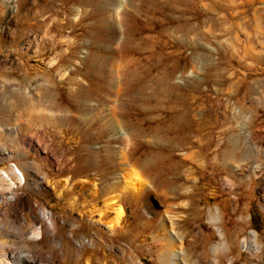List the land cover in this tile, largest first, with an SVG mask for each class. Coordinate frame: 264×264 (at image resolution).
<instances>
[{
	"label": "rangeland",
	"instance_id": "rangeland-1",
	"mask_svg": "<svg viewBox=\"0 0 264 264\" xmlns=\"http://www.w3.org/2000/svg\"><path fill=\"white\" fill-rule=\"evenodd\" d=\"M234 1L218 14L233 29L252 28L243 20L264 0ZM210 3L218 6L0 0V168L14 160L29 179L21 185L15 178L16 189L0 184V263L30 264L23 253L37 264H132L136 257L161 264L155 238L163 231L154 222L171 212L192 262L264 264V109L253 108L264 105V94L250 88L264 66L249 70L250 60L218 57L213 39L186 43L185 33L170 31L180 15L199 24ZM203 42L219 60L217 76L196 56ZM119 106V131L127 135L114 140L119 176L138 194L127 199L119 184L122 216L111 232L97 223V210L113 196L108 164L91 153L113 137L108 129L101 139L97 110ZM134 158L152 164L133 165ZM39 226L43 239L35 241ZM252 233L255 247L246 249ZM82 240L95 246L80 247Z\"/></svg>",
	"mask_w": 264,
	"mask_h": 264
},
{
	"label": "bare ground",
	"instance_id": "bare-ground-1",
	"mask_svg": "<svg viewBox=\"0 0 264 264\" xmlns=\"http://www.w3.org/2000/svg\"><path fill=\"white\" fill-rule=\"evenodd\" d=\"M102 5L99 7V9H100V10H98L99 13L104 12L103 10H104L105 5L104 6H102ZM108 107H110V106H108ZM119 108H120V106L115 107V108H110V109H107L106 107H102V108L100 107L97 110L96 116L100 119V122L102 123L101 127H103V129H104L103 133L100 135L101 139L105 138V134H106L108 129L113 131V134H112L113 137H111L109 140L105 141V143L102 147L93 148L94 150L91 153V157H93V154L96 155L97 157H100V160H99L100 165L101 164H106V165L108 164V166L103 171H105L107 177H109V180H110L109 185H110V188L112 189V195L113 196L110 198V200H107L106 207L104 209H98L97 210V216H98L97 223H99V224L102 223L111 232H117L118 231L119 219L122 216V209L118 206V202H120L119 201V195H120L119 194V187H120L119 184L121 182L123 183V187L126 190V192H124L123 196H125L126 198L128 197L131 199L132 197L136 196L135 193L138 194V192L134 191L133 188H131V182L129 180H127V181L125 180V178H124L125 176L124 177L119 176V171H120V169H122V168H120V153H119L120 150H119V146L114 144V140L119 141L120 138H123V139L127 138V135L125 133L119 131ZM89 111H91V110H89ZM108 116L112 117V119H110V118L108 119ZM74 123L76 125L77 130H80V131L84 130V127H82V121H80V122L76 121ZM124 160H126V159H124ZM132 161L134 162L133 165H141L144 168L149 166V165L151 166V164H152V161H150V160H146V161L144 160L143 162H141L139 160V158H134V160H132ZM124 162L126 163V161H124ZM131 166H129V167H131ZM104 167H102V168H104ZM125 167H126V164H124L123 169H126ZM19 172H20L21 177L16 176V174L14 172L13 173L11 172V174L14 175V177L18 179V181L21 185H24V184H26V182H28L29 179L27 177V174L25 175V173L22 169ZM125 174H127V173H125ZM3 177H4V175H3ZM3 177H2V174L0 173V180L1 181H3V180L5 181V179ZM121 179L124 181H121ZM8 183H10L9 184L10 189L11 188L12 189L17 188V184L12 179H11V181H8ZM108 211H111L112 212L111 214H113V213L115 214V217L111 222H106L107 221L106 219L108 217ZM172 214L173 213H171V212H164L163 214L160 213V215H157V217H156L158 219H156V221L154 220L155 221L154 224L156 222L161 221L159 223H160V226L162 227V231H163L162 233H160L155 238L156 244L158 246V252L157 251L156 252L158 253V258L161 260L160 261L161 264H200V262H198V261L192 262V260H191L192 257L188 253V249H187L190 241H187L186 238L182 234L175 232V230H174V225H175L174 224L175 223L174 217L175 216H173ZM43 218L46 219L48 227L51 229V231H53L54 223L50 219V217L48 215L44 214ZM210 220H212L213 223H216V224L218 223V217L214 218V216H211ZM219 233H220V235H222L220 230H219ZM42 234L43 233H42L41 227L39 226L34 231V235L32 236V239L35 241L42 240L43 239ZM252 237H253V240L250 241L248 244L247 243L245 244L246 249H251L252 247H255V235L253 233H252ZM79 245H80V247H84L85 245L95 246L92 242L86 241V240H82L81 242H79ZM142 247L143 246H139L138 249H141ZM224 249H225L224 244L218 245L217 247L214 248L215 255L218 254V252L220 250H224ZM126 250L127 251H125V252L130 253V257H132L133 256V254L131 256V253H133L132 246L128 245L126 247ZM20 257L22 259L27 260V262L30 264H37L34 262L36 260L31 255L21 253ZM0 264H3V263H0ZM7 264H10V263L7 262ZM16 264H19V263L16 262ZM132 264H142V263L136 257V259H134V262Z\"/></svg>",
	"mask_w": 264,
	"mask_h": 264
},
{
	"label": "crops",
	"instance_id": "crops-1",
	"mask_svg": "<svg viewBox=\"0 0 264 264\" xmlns=\"http://www.w3.org/2000/svg\"><path fill=\"white\" fill-rule=\"evenodd\" d=\"M215 3L218 2V6H213L210 3V6H207V9H204L205 16L199 21L197 25H191L189 22L190 17H182V24L177 26L170 27V31L179 36L180 32L185 33L181 35L182 40L188 43V40L195 38V40L208 41L213 39L215 42L216 54L218 57H227L231 59L236 65H239L241 61L250 60L251 64L249 67L246 66L249 70L254 66V64H259L264 66V2H262L261 7H254L253 11H250L251 16H247L243 22L248 24L252 23V28L249 29H233L228 23L225 16L218 14L219 5L226 4L227 7L233 8L236 6L234 0H213ZM254 1V0H250ZM251 10V9H250ZM178 33V34H177ZM174 36V35H173ZM208 43L203 42L200 49L202 52L198 53L196 56H199L202 60H207L212 67L213 73L215 76L219 74L220 66L219 60L213 61L208 52ZM211 54V53H210ZM211 58V59H210ZM263 72V71H262ZM262 74V73H261ZM260 74V75H261ZM245 76V75H244ZM250 79V88L254 93H263L264 94V73L258 78ZM219 105V104H218ZM255 107V108H254ZM254 109L263 108L264 105H253Z\"/></svg>",
	"mask_w": 264,
	"mask_h": 264
},
{
	"label": "built area",
	"instance_id": "built-area-1",
	"mask_svg": "<svg viewBox=\"0 0 264 264\" xmlns=\"http://www.w3.org/2000/svg\"><path fill=\"white\" fill-rule=\"evenodd\" d=\"M244 27L245 26H243V28ZM227 104L228 105H234V103L230 99L228 100ZM233 108H235V107H233ZM235 112H236V110H235ZM20 170H21V168L19 167V165L14 160H12L8 164H3V167L0 168V173L4 175L5 181L3 182V181L0 180V184L1 183L5 184V182H7V181H11V179L12 180L15 179L14 175H12L11 172L12 173L14 172L16 174V176L21 177L20 172H19ZM12 194H16V193L13 192ZM3 203H5V201Z\"/></svg>",
	"mask_w": 264,
	"mask_h": 264
}]
</instances>
